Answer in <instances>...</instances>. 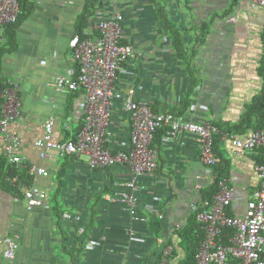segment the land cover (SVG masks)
Wrapping results in <instances>:
<instances>
[{
    "label": "crops",
    "instance_id": "1",
    "mask_svg": "<svg viewBox=\"0 0 264 264\" xmlns=\"http://www.w3.org/2000/svg\"><path fill=\"white\" fill-rule=\"evenodd\" d=\"M28 1L33 9L8 36L13 42L6 37V28L0 30V49L5 48L0 80L18 89L22 116L8 130L21 139L19 153L25 164L49 171L48 177L29 181L46 191L47 202L28 211L23 195L12 191L7 177L0 181V250L10 238L19 244L15 260L0 258V264H158L165 245L173 247L168 264H182L186 250L178 233L194 212L206 210L205 195L219 174L218 165L226 163L224 178L234 190L230 213L241 215L258 188L256 156L235 154L230 143L218 137L219 162L214 168L205 167L195 136L182 132L166 141L167 128H162L164 132L159 130L153 140L157 170L137 180V210L146 223L134 221L113 200L118 192L128 191L124 185L132 173L127 166L94 169L88 158L76 156L42 160L33 142L43 135L47 120H54L57 139H75L82 125L83 91L58 93L46 83L57 76L76 78L69 43L78 35V18L88 0ZM92 3L94 16L87 30L91 38L98 36V20L118 11L123 17V43L139 49L140 56L123 64L118 80L121 90H135L136 101L148 103L156 113L212 123L237 137L264 124V118L252 114L250 127L232 131L242 125L247 107L264 89L258 74L264 8L244 4L233 25L227 19L237 10L235 0ZM160 12H165L166 20ZM167 20L182 35L186 51L182 57L173 47ZM201 31L206 34L203 40ZM112 111L106 145L113 151H128L130 113L121 100L113 102ZM3 145L0 135V158Z\"/></svg>",
    "mask_w": 264,
    "mask_h": 264
},
{
    "label": "built area",
    "instance_id": "2",
    "mask_svg": "<svg viewBox=\"0 0 264 264\" xmlns=\"http://www.w3.org/2000/svg\"><path fill=\"white\" fill-rule=\"evenodd\" d=\"M127 0H111L119 3ZM237 10L229 16L227 23L237 24L244 4L250 8H264V0H235ZM20 0H0V30L15 23L20 14ZM98 36L82 39L75 35L70 43L71 56L77 64L76 78L57 76L46 83V86L58 93L66 91H83L82 128L75 139H57L54 131V120H47L44 133L34 140V147L40 158H65L67 156L86 157L94 169H106L117 165L127 166L132 173L130 181L125 183L127 192H118V201L128 211L134 221L146 223L138 214L139 189L137 180L144 175H153L157 170V152L151 146L155 134L167 128L165 140L175 139L178 134L187 132L198 139L201 145V163L214 168L219 160L214 150V140L220 136L230 143L235 154L258 156L264 150V124L243 137L222 132L209 122H196L193 119L175 116L171 113H156L150 105L134 99L135 90H121L118 87L119 73L123 64L140 56L134 45L124 44L123 17L113 11L108 18H100L96 25ZM1 38V33H0ZM1 85L4 88H1ZM0 99H3L0 116V135L3 136V151L8 164L27 166L31 178H46L49 171L37 164H25V158L19 153L21 139L9 133L11 125L21 119L22 103L18 89L11 88L0 80ZM121 100L124 109L130 113L132 123L131 149L113 151L106 145L109 126L112 121L113 102ZM194 110V108L192 109ZM254 174L258 188L247 202L241 215H230L234 190L227 179L218 182L217 191L212 203L206 210H197L196 219L202 224L204 240L198 248L197 264H264V162L255 161ZM218 176V174H216ZM216 176V177H217ZM7 180L16 185L27 202V210L42 208L47 202V193L36 183L27 184L19 177L10 176ZM227 244L220 243V237L228 235ZM132 235H135L134 232ZM19 249L16 240L7 239L5 247L0 250V258L6 262L15 260ZM173 254V247L165 245L159 264H168Z\"/></svg>",
    "mask_w": 264,
    "mask_h": 264
},
{
    "label": "trees",
    "instance_id": "3",
    "mask_svg": "<svg viewBox=\"0 0 264 264\" xmlns=\"http://www.w3.org/2000/svg\"><path fill=\"white\" fill-rule=\"evenodd\" d=\"M20 7H21V10H20V14L18 16L17 21L15 23H12V24H9V25L2 27V28H6V33H5L6 37L12 35L14 28L17 27V25L22 21L23 17H26L29 15V13H31V11L33 9V4L30 3L28 0H20ZM160 13H161V17L165 19V14H164L165 12H160ZM93 16H94V6L92 3V0L91 1L88 0L82 14L78 18V22H77V26H76L77 34L82 39L87 38L89 36V32L87 30L89 28V25L91 23ZM167 25L172 32L173 47H174L176 53L180 57H182L186 52L182 35L178 29H176L174 26H171V23L168 20H167ZM206 25L207 24H204L203 27L206 28ZM203 30L207 31L206 29H203ZM205 36H206L205 32L201 31V35H200L201 40H203L205 38ZM8 39H9L10 43L13 42L11 38L8 37ZM261 39H262V46L264 48V32L262 34ZM4 49L5 48L0 49V63H1L3 52H5ZM258 74L260 77H262L264 79V51H263V56L261 57V59L259 61ZM1 88L3 89L4 86L1 85ZM2 105H3V99H0V116H1V111H2ZM252 114H259L261 116V118H264V89H263L262 93L260 94V96L255 99L254 103L247 107V110L242 117V125L240 124L236 128L234 127V129L232 131H234L235 133H238L239 130H241V129L243 130L247 126L250 127L251 120H252ZM175 116H177V115H175ZM262 126H263V122H261L258 127H262ZM81 128H82V125L79 128L78 133L80 132ZM159 132H162V129ZM159 136H160V134H159ZM218 137H220V136L219 135L216 136V138L214 140V150H215V147L217 146V138ZM154 138H155V136H154ZM151 146L154 148L155 143L153 144V142H152ZM215 153H216V151H215ZM258 154L259 155L255 157V161L258 163L264 162V150L259 151ZM216 155H217V153H216ZM67 157H69V156H67ZM225 164L226 163H223V162L220 163V165H218V167L216 169V171L219 172V174L216 177L213 185L206 192L205 207H208V205L212 203V197L218 189L217 186H218L219 180L225 179L224 177H226L225 173H224V171H226ZM8 176H10L11 178L18 176L19 180H25L26 182L28 181L27 184L29 185L30 177L28 174V167L27 166L18 167V166L9 165L6 157L3 156L0 158V181H4L6 179V177H8ZM11 188H12L13 192H15V193L18 192L19 193L18 195L22 194V191L18 189L19 188L18 183L16 185L12 186ZM228 213L230 215H232L230 213V209L228 210ZM196 216H197V211L194 212V214L190 217L189 222L187 223L186 227L178 233L179 237L182 240L181 246L186 250V257H185V260L182 262V264H197L196 256L198 254V248H199L201 242L204 240V237H205V232L202 229V224L196 219ZM225 230H227L228 235L226 237H224V236L220 237L218 241L220 243L227 244L228 236H230L233 233V230H232V232H231L230 228L225 229ZM160 259H161V257H160Z\"/></svg>",
    "mask_w": 264,
    "mask_h": 264
}]
</instances>
